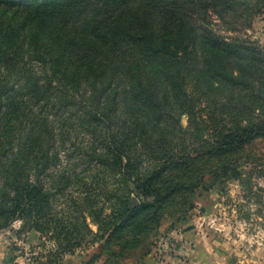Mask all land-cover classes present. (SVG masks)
<instances>
[{
	"label": "trees",
	"instance_id": "trees-1",
	"mask_svg": "<svg viewBox=\"0 0 264 264\" xmlns=\"http://www.w3.org/2000/svg\"><path fill=\"white\" fill-rule=\"evenodd\" d=\"M0 10L12 11L0 15V228L45 231L55 245L43 264L95 235L88 216L97 223L112 184L158 191L168 170L264 134V46L241 35L264 0H0Z\"/></svg>",
	"mask_w": 264,
	"mask_h": 264
},
{
	"label": "rangeland",
	"instance_id": "rangeland-1",
	"mask_svg": "<svg viewBox=\"0 0 264 264\" xmlns=\"http://www.w3.org/2000/svg\"><path fill=\"white\" fill-rule=\"evenodd\" d=\"M241 35L264 46V11ZM180 121L187 125V115ZM130 185L112 184L118 191L102 200L97 223L88 216L95 235L58 264H264V134L168 170L154 182L158 191L137 194ZM115 194L137 198V208L126 210ZM46 235L19 220L0 228V264L46 263L55 245Z\"/></svg>",
	"mask_w": 264,
	"mask_h": 264
},
{
	"label": "water",
	"instance_id": "water-1",
	"mask_svg": "<svg viewBox=\"0 0 264 264\" xmlns=\"http://www.w3.org/2000/svg\"><path fill=\"white\" fill-rule=\"evenodd\" d=\"M131 202H134V204H137V203H138V200H137L136 198H133V199L131 200Z\"/></svg>",
	"mask_w": 264,
	"mask_h": 264
}]
</instances>
